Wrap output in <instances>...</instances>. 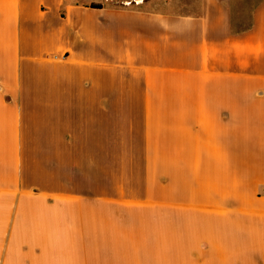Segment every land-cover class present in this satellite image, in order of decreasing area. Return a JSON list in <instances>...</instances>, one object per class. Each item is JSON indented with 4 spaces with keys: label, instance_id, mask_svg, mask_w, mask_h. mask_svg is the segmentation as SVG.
Returning <instances> with one entry per match:
<instances>
[{
    "label": "crops",
    "instance_id": "1",
    "mask_svg": "<svg viewBox=\"0 0 264 264\" xmlns=\"http://www.w3.org/2000/svg\"><path fill=\"white\" fill-rule=\"evenodd\" d=\"M91 2L0 0V264H264V0Z\"/></svg>",
    "mask_w": 264,
    "mask_h": 264
},
{
    "label": "rangeland",
    "instance_id": "2",
    "mask_svg": "<svg viewBox=\"0 0 264 264\" xmlns=\"http://www.w3.org/2000/svg\"><path fill=\"white\" fill-rule=\"evenodd\" d=\"M81 0H79L80 2ZM197 0H92V4L101 5L110 8H142L145 10L154 9L163 13L177 12L180 13L182 9L186 8L183 2H190ZM139 2V3H138Z\"/></svg>",
    "mask_w": 264,
    "mask_h": 264
},
{
    "label": "trees",
    "instance_id": "3",
    "mask_svg": "<svg viewBox=\"0 0 264 264\" xmlns=\"http://www.w3.org/2000/svg\"><path fill=\"white\" fill-rule=\"evenodd\" d=\"M91 7H92V8H102L103 6L92 4Z\"/></svg>",
    "mask_w": 264,
    "mask_h": 264
}]
</instances>
